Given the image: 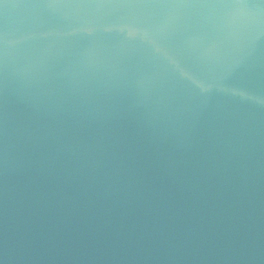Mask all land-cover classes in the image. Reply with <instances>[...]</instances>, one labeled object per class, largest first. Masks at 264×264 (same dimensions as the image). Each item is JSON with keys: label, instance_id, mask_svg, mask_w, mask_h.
Wrapping results in <instances>:
<instances>
[{"label": "water", "instance_id": "1", "mask_svg": "<svg viewBox=\"0 0 264 264\" xmlns=\"http://www.w3.org/2000/svg\"><path fill=\"white\" fill-rule=\"evenodd\" d=\"M0 264H264V0H0Z\"/></svg>", "mask_w": 264, "mask_h": 264}]
</instances>
